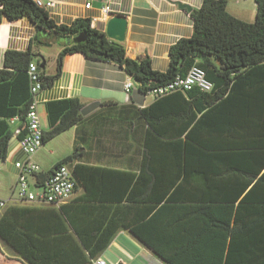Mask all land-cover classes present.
Here are the masks:
<instances>
[{"label": "trees", "instance_id": "trees-1", "mask_svg": "<svg viewBox=\"0 0 264 264\" xmlns=\"http://www.w3.org/2000/svg\"><path fill=\"white\" fill-rule=\"evenodd\" d=\"M255 2L256 20L247 23L228 12L226 0H205L200 9L191 12L192 37L181 39L170 48L169 69L159 72L152 68L148 55L128 57L122 43L109 40L91 26L90 20L57 25L33 0H0V24L4 18L14 21L27 16L37 30L26 52H6L4 68L0 69V159L6 158L8 142L14 135L8 121L18 117L21 126L26 122L32 103L27 71L39 56L33 51L34 45L47 42L44 34L74 39L84 33L85 41L72 42L63 49L59 65L65 54L77 52L116 63L144 94L186 76L197 65L214 84L212 92L194 88L157 99L187 95V142L179 140L167 145L175 151L187 150V184L202 187L187 191V200L194 205L174 207L175 236L152 239L142 236V227H134L132 232L166 264H201L204 258L206 263L215 260L214 264H264V0ZM42 63L39 60L37 65L44 75L45 87L55 77H46ZM83 106L78 99L49 102V130L43 131L44 145L77 125ZM153 110L154 105L143 110L142 116L148 118ZM202 133L205 139L200 140ZM145 145L149 148V140ZM78 152L76 147L57 167L75 161ZM79 168L84 166H75L76 187ZM237 201L235 209L233 203ZM14 209L10 207L0 217V239L14 248H19V240L32 247L34 251L21 253L28 264H91L111 244L121 226L108 224L97 231L81 230L69 218L74 230L71 233L67 221L58 213L57 221L62 226L58 237L44 233L37 237L31 231L30 220L25 224L16 214L10 216ZM208 231L222 236L204 237ZM203 247L215 251V255L205 257ZM38 249L40 252L35 251Z\"/></svg>", "mask_w": 264, "mask_h": 264}, {"label": "crops", "instance_id": "crops-1", "mask_svg": "<svg viewBox=\"0 0 264 264\" xmlns=\"http://www.w3.org/2000/svg\"><path fill=\"white\" fill-rule=\"evenodd\" d=\"M52 1L55 2L53 8L43 9L57 25L70 26L77 19L90 20L93 28L106 35L107 23L113 16L125 17L127 32L122 44L127 56L137 59L148 55L155 71L166 72L170 66V48L179 40L192 37L191 12L200 9L205 0ZM226 1L232 16L247 23L255 22V0ZM87 4L90 8H86ZM107 4L111 12L105 16L102 8ZM36 35V26L29 17L14 21L4 18L0 24V69L4 68L6 52H26ZM44 35L47 42L34 45L33 51L39 56L32 62L45 61L46 77H55L36 96L43 131L49 130V102L78 99L84 106L80 122L45 144L32 160L48 174L78 147L79 157L72 163L74 169L76 165L84 168H79L78 186L64 205L15 202L1 210L0 217L10 207H16L10 211V216L16 214L25 224L30 220L34 236L44 233L53 238L58 237V230L62 228L57 221L58 213L67 221L71 233L74 230L69 218L81 230L97 231L108 224H118L121 226L111 244L99 258L107 264H166L138 239L132 228L142 227V236L152 239L175 236L174 207L194 205L187 200L190 195L187 191L202 187L197 183L187 184V150L175 151L167 145L179 140L187 142V130H184L187 95L159 100L152 94L142 93L139 84L118 64L88 58L79 52L65 54L59 65L60 53L70 44L64 38ZM127 83H132L130 92L125 89ZM153 105L154 110L148 115L150 119L142 116V111ZM8 123L13 133L21 126L20 121L11 124L9 120ZM202 137L205 139L204 133L198 139ZM147 140L149 148H145ZM26 159L18 138L13 135L7 145L6 158L0 159V198H10L17 176L14 164ZM169 197L173 200L169 201ZM239 201L233 203L235 209ZM215 235L222 236L216 231H208L203 236ZM16 243L19 248L0 239V264H28L21 253L34 250L20 240ZM35 251L40 252V249ZM227 253L228 248L224 260ZM202 254L215 255V251L203 247ZM214 261L206 263L204 258L201 264H214Z\"/></svg>", "mask_w": 264, "mask_h": 264}, {"label": "built area", "instance_id": "built-area-1", "mask_svg": "<svg viewBox=\"0 0 264 264\" xmlns=\"http://www.w3.org/2000/svg\"><path fill=\"white\" fill-rule=\"evenodd\" d=\"M36 4L44 9L55 6V2L52 0L46 3L37 0ZM90 6V4H87L86 8H90ZM102 12L105 16H108L111 12L110 5H105ZM27 73L32 103L25 124L16 128L14 132L19 140V147L25 153L27 159L14 164L17 171L16 184L9 199L0 198V211L15 202L60 207L69 201L77 185L73 163L61 165L52 174L42 178L44 173L41 167L32 160V157L44 146L41 117L36 101V96L44 88V75L36 63H30ZM131 88L132 83L125 85L127 92H130ZM194 88H199L202 92L207 93L212 92L214 88V84L207 79L206 72L197 65H194L186 76H179L171 83L150 91L149 94L160 98L176 91L187 92ZM16 121H20L18 117L10 119L11 124ZM91 264H107V262L102 258H97Z\"/></svg>", "mask_w": 264, "mask_h": 264}, {"label": "water", "instance_id": "water-1", "mask_svg": "<svg viewBox=\"0 0 264 264\" xmlns=\"http://www.w3.org/2000/svg\"><path fill=\"white\" fill-rule=\"evenodd\" d=\"M127 32V19L121 15L113 16L107 23L106 35L109 39L123 43L125 41ZM86 35L84 33L79 34L76 38H67L66 42L71 44L72 42L81 43L85 41ZM45 66L44 61L41 64L43 68ZM56 169V168H55Z\"/></svg>", "mask_w": 264, "mask_h": 264}, {"label": "rangeland", "instance_id": "rangeland-1", "mask_svg": "<svg viewBox=\"0 0 264 264\" xmlns=\"http://www.w3.org/2000/svg\"><path fill=\"white\" fill-rule=\"evenodd\" d=\"M16 197V196H15ZM106 261V260H105ZM107 262V261H106Z\"/></svg>", "mask_w": 264, "mask_h": 264}]
</instances>
